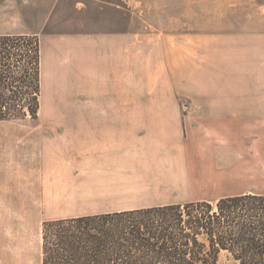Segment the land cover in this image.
<instances>
[{
  "label": "rangeland",
  "instance_id": "rangeland-1",
  "mask_svg": "<svg viewBox=\"0 0 264 264\" xmlns=\"http://www.w3.org/2000/svg\"><path fill=\"white\" fill-rule=\"evenodd\" d=\"M106 1L128 6L120 22L133 17L135 110L117 112L127 113L133 126L92 144L93 138L81 139L78 121L106 112L83 109L79 95H65V109H59L43 88L36 116L26 102L0 120V264H42L47 222L143 208L137 204L194 202L199 195H264V0ZM221 38L235 58L248 109L238 112V126L225 128L223 186H216L215 180L191 181L190 77L192 52L200 63L206 40ZM19 59L9 62L22 66ZM17 86L9 80L0 85L4 111ZM216 158L211 152V163L220 162ZM20 160H30L31 168L19 167ZM220 263L238 264L227 254Z\"/></svg>",
  "mask_w": 264,
  "mask_h": 264
},
{
  "label": "crops",
  "instance_id": "crops-1",
  "mask_svg": "<svg viewBox=\"0 0 264 264\" xmlns=\"http://www.w3.org/2000/svg\"><path fill=\"white\" fill-rule=\"evenodd\" d=\"M127 12L128 6L124 8L106 0H0V36L37 35L40 38L42 88L48 102L52 101L63 110L65 95H79L85 100L83 109L106 112V117L78 121L81 139L93 138L91 143L95 145L102 138L111 141L134 123L127 113L126 116L117 113L135 110L133 17L130 15L124 22L118 20L119 16H127ZM224 40L221 38L214 44L206 40V53L205 56L201 54L200 63L198 51L191 54V62L195 65L190 77L191 181L212 184L215 180L219 183L216 186H223L220 181L224 170L221 159L227 136L225 128L230 124L238 126V112L248 109L242 106L245 92L240 90L241 77L235 72L238 66L231 52L228 55ZM165 105L157 109H165ZM211 152L216 153L220 162L211 163ZM29 161L20 160L19 167L31 168ZM23 172L26 173L20 170ZM240 194L245 193L218 197L199 195L191 201ZM178 203L137 205L153 207ZM108 212L114 211L101 213ZM78 216L83 215L72 217Z\"/></svg>",
  "mask_w": 264,
  "mask_h": 264
},
{
  "label": "trees",
  "instance_id": "trees-1",
  "mask_svg": "<svg viewBox=\"0 0 264 264\" xmlns=\"http://www.w3.org/2000/svg\"><path fill=\"white\" fill-rule=\"evenodd\" d=\"M17 56L22 66L9 62ZM8 80L21 90L6 101L7 112L0 103V120L15 116L26 102L36 116L42 97L39 36H0V85ZM43 238V264H221L223 254L238 264H264V195L67 218L47 222Z\"/></svg>",
  "mask_w": 264,
  "mask_h": 264
}]
</instances>
